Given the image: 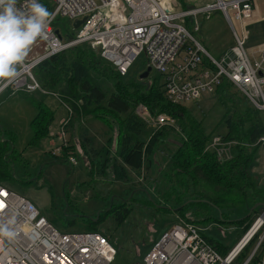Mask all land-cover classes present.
I'll return each instance as SVG.
<instances>
[{"label":"rangeland","instance_id":"1","mask_svg":"<svg viewBox=\"0 0 264 264\" xmlns=\"http://www.w3.org/2000/svg\"><path fill=\"white\" fill-rule=\"evenodd\" d=\"M184 1L183 6L176 0L179 9L199 8L207 2H213V0ZM41 2L49 11H53L54 5L50 0H41ZM253 15L254 19L248 24L250 28L256 27L257 16L264 18V0L256 1ZM221 21H225L223 16L213 12L209 18L205 16L198 18L199 32H194L191 25L195 38L202 44L212 45L214 48L219 44L218 37L225 36L224 42L228 46L224 52L221 55L210 52L218 60L229 56L234 45L233 36L228 32L230 31L228 24L226 31L227 28L225 29V24L223 25ZM261 22L264 23V20ZM54 26L64 35L74 32L73 21L69 18H57ZM211 27L216 28L215 36ZM249 31L251 35L252 30ZM40 47L42 44L38 43L35 52H42ZM247 47L248 43L246 49ZM260 47H264V43ZM260 50L259 47L246 50L251 62L261 59ZM95 54L86 53L85 56L89 62L92 59L95 63H99L97 60L99 56ZM92 66L94 68L90 69V73L97 79L107 97L112 94L119 95L131 104V115L135 113L145 125L144 138L148 139L159 131L164 133L155 153L143 162L141 170H130L124 166L119 157L120 133L126 115H116L106 107L97 109L89 106L84 109L81 100L75 101L71 98L64 99L67 104L64 107L67 111L61 106L58 97L52 95L45 96V103L54 112L49 123L48 135L40 142L32 143L34 132L31 122L37 114V109L31 104L28 94L4 93L0 97V141L9 142L10 147L15 151L10 155L13 156V159L10 158L13 180L7 181L11 190L28 198L61 232H84L91 227L92 230L108 236L117 249L113 264H140L163 231L175 223L183 222L197 226L211 240L220 243L230 252L244 234L242 226L238 224L239 220H231L226 224L215 222L199 224L195 222L191 211L187 210L195 199L193 194H186L185 188H178L169 195L174 197V201L166 200L165 195L170 193L168 190L175 173L173 161L176 162L177 158L179 160L185 158V154L178 151L194 130L203 129L207 135L214 134L205 146L204 153H213L217 159L222 153L224 158L227 157L225 160L230 159L236 142L226 141L223 138L224 132H220L219 129L230 112L250 113L249 101L233 87H230L223 96L217 93L207 94L198 102L184 104L183 106L189 111L168 109L164 101H161L166 113L160 115L169 120L165 124L158 125L159 115L153 113L149 107L151 97L150 99L143 97L152 94L154 95L152 99L155 100L153 93L157 75L151 72L146 80L138 77V72L147 69L143 57L136 61L137 72L129 80L119 79L120 77H117L113 69L105 63L100 62ZM163 83L162 78L161 84ZM161 91L163 93V88L160 89ZM140 93L144 94L140 95ZM159 102L158 100L157 103ZM73 103L79 108L78 118L76 114L75 117L71 114ZM179 113L183 119L180 123L175 116ZM84 133L87 134L88 141L81 137ZM217 138H221L220 147L219 142L215 140ZM220 148L224 149L220 150ZM54 150H56L55 163L53 162L55 158L51 155ZM68 157L76 159L74 166L67 164ZM263 166L264 158L261 154L252 169L253 175L259 180L258 187L264 185ZM124 209H128L130 214L122 224H117L113 215ZM263 213L264 207L258 215H255L253 223ZM254 245L255 242L248 248L249 252ZM259 255L264 259V244ZM235 264L240 262L237 261ZM253 264H259V258Z\"/></svg>","mask_w":264,"mask_h":264},{"label":"built area","instance_id":"2","mask_svg":"<svg viewBox=\"0 0 264 264\" xmlns=\"http://www.w3.org/2000/svg\"><path fill=\"white\" fill-rule=\"evenodd\" d=\"M50 1L55 18L48 29V39L34 44L20 69L21 75L0 91V97L4 93L42 91L35 69L52 56L88 45L121 76H126L143 57L146 67L163 78L164 95L172 105L198 102L204 95L216 93L227 80L253 107L264 111V51L260 50L261 59L254 62L246 53L247 27L255 17L257 0H213L190 10L179 9L176 0ZM24 2L19 0L18 6ZM213 12L223 16L234 39L231 54L221 60L195 38L185 23L187 18L192 19L194 31L199 32L198 18ZM60 17L71 19L73 24L86 21L79 29L73 28V37L65 38L54 28V21ZM38 43L42 44L40 53L35 52ZM168 120L159 115L158 125ZM215 140L220 147L221 138ZM221 154L218 160L227 159ZM51 155L55 157L56 150ZM67 164L74 166L76 159L68 157ZM0 205V223L14 218L17 233L11 243L5 240L0 244V264L114 263L117 249L103 233L61 232L28 198L2 183ZM253 228L227 255H222L197 226L175 223L155 240L140 264H235L254 242L253 249L240 264H253L257 258L259 264H264L259 255L264 244V222L247 239Z\"/></svg>","mask_w":264,"mask_h":264},{"label":"trees","instance_id":"3","mask_svg":"<svg viewBox=\"0 0 264 264\" xmlns=\"http://www.w3.org/2000/svg\"><path fill=\"white\" fill-rule=\"evenodd\" d=\"M178 1L183 6L185 5L184 0ZM186 10H190V8ZM185 23L193 34V20L187 18ZM191 25L193 26V31ZM74 35V32L63 34L65 38H70ZM83 51L92 54L96 53L99 56L88 45H81L52 56L35 69V77L44 92L38 91L42 93L36 92L35 94H38L36 96L25 93L31 104L37 109V114L31 122L34 132L32 143H38L48 135L49 123L53 118L54 112L45 103V96H57L63 107L67 105L64 99L71 98L75 101L79 99L84 109L89 106H94L97 109H105L106 107L108 111L116 115L127 116L120 133L121 148L119 157L122 159L124 166L130 170H141L143 162L155 153L156 148L162 142L164 133L159 131L148 139L144 138L145 125L135 113L131 115V104L119 95L112 94L107 97L97 79L90 73V69L94 68L92 65H98L101 62V64L105 63L112 68L117 77H120L119 79L129 80L137 72L135 64L126 76H121L120 74L118 75L111 65L103 61L100 56L97 58L99 63H95L92 59L89 62V59L85 56L86 53ZM143 72H138V77ZM161 79L162 77L160 76L155 78L156 84L154 85L157 88L153 86L155 100H153L154 95L152 96V94L143 96L149 99L151 97L150 110L156 115L166 113V109L162 107L161 103V101H164V105L168 109L175 108L189 111L186 106H175L166 100L164 91L163 93L162 91L160 92L164 85V83L163 85L161 84ZM230 87L232 85L227 80H224L216 93L223 96ZM137 92L139 93L140 90ZM158 100L160 101L159 104L157 103ZM72 108L73 112L71 114L74 117L76 114L78 118L80 116L78 106L73 103ZM250 108L251 112L248 114L230 112L224 118V122L219 129L220 132H224L223 138L226 141L236 142V145L232 148L229 160L220 161L213 153H204L205 146L211 141L214 134L207 135L203 129L199 131L196 129L189 134V138L183 142L182 147L178 151L179 153H184L185 158L181 160L177 158L176 162L173 161V171L175 173L171 178L172 183L169 186L170 190H168L170 193L165 195L166 200L174 201V197L169 195L178 188H185V193L193 194L195 198L191 202V206L187 207V210L191 211L194 216L195 222L199 224H203L202 222L226 224L231 220H239L238 224L244 230L242 237L251 228L255 215L260 213L261 204H264V185L258 187L259 180L252 173L257 157L259 158L261 154L264 155V111H260L251 105ZM175 116L177 117H175L177 122H182L183 119L180 113ZM81 137L84 138L83 140L88 141L86 133L82 134ZM83 140L82 143H84ZM11 153L13 155L15 151L10 147L9 142L0 141V183L7 186H9L7 181L13 180V177L11 178V159H13V156H10ZM257 205L261 206L256 208L248 217L251 209ZM129 214L130 211L124 209V211L115 212L113 216L117 224H122ZM91 231L97 230H92L89 227V230L84 232ZM208 239L219 253L222 255L229 253L220 243L210 238ZM112 244L114 245L113 242ZM248 254L249 249L239 257L238 262L242 263Z\"/></svg>","mask_w":264,"mask_h":264},{"label":"clouds","instance_id":"4","mask_svg":"<svg viewBox=\"0 0 264 264\" xmlns=\"http://www.w3.org/2000/svg\"><path fill=\"white\" fill-rule=\"evenodd\" d=\"M0 0V91L8 88L21 75L34 44L47 40L54 13L40 0ZM15 220L0 223V244L16 238Z\"/></svg>","mask_w":264,"mask_h":264},{"label":"crops","instance_id":"5","mask_svg":"<svg viewBox=\"0 0 264 264\" xmlns=\"http://www.w3.org/2000/svg\"><path fill=\"white\" fill-rule=\"evenodd\" d=\"M208 3H211V2H207L206 4H208ZM206 4H204V5H206ZM221 15V14H220ZM222 16V15H221ZM257 19H258V23L256 24V27H254V28H250V25H248V30H252V34L250 35L249 34V36H248V41H247V43H248V47H247V49L248 48H253V49H255V48H257V47H259L261 50H263L264 51V47H260V45L262 44V43H264V23H262L261 21H263L264 20V18L263 17H259V16H257ZM221 23H223V25H224V27H225V29L227 28V25L226 24H228L227 22H226V20L225 21H221ZM210 29H212V33H213V36H215V30H216V28L215 27H211ZM228 30V28L226 29V31ZM230 30V29H229ZM229 32V34H230V36H231V31H228ZM249 33H250V31H249ZM227 36H228V33H227ZM224 39H225V36L224 35H221L220 37H218V41H219V44H217V45H215V47L216 48H214V46H212V45H206L205 43V47H207V50L209 51V52H211V53H214L215 55H221L223 52H224V50H225V48H227V46H228V44H226L225 45V43L226 42H224ZM231 39H232V37H231ZM231 42V41H230ZM210 49H211V51H210ZM213 49V50H212ZM216 52H215V51ZM214 56V55H213ZM31 95H38V94H31ZM7 97V96H6ZM55 159L53 160V162L55 161L56 162V157H54ZM263 158H264V155H263ZM54 162V163H55ZM263 169H264V166H263Z\"/></svg>","mask_w":264,"mask_h":264},{"label":"water","instance_id":"6","mask_svg":"<svg viewBox=\"0 0 264 264\" xmlns=\"http://www.w3.org/2000/svg\"><path fill=\"white\" fill-rule=\"evenodd\" d=\"M85 21H86V19H83V20H81V21H76V22L73 24V28H74L75 30L79 29L80 26H81ZM150 73H151V68L148 67V68H147V69H146V70H145V71L139 76V78H140L141 80H146V79L149 78ZM261 205H262V207H264V204H261ZM261 205H257V206H255L253 209H251V211H250L248 217L253 213V211H254L256 208H258V207L261 206Z\"/></svg>","mask_w":264,"mask_h":264},{"label":"bare ground","instance_id":"7","mask_svg":"<svg viewBox=\"0 0 264 264\" xmlns=\"http://www.w3.org/2000/svg\"><path fill=\"white\" fill-rule=\"evenodd\" d=\"M211 16V14H208L207 16H205V18H209ZM247 30H248V28H247ZM248 36H249V30H248V34H247V38H248ZM258 221V222H257ZM256 222H254V228H253V230L250 232V234L248 235V237H247V239L252 235V233L256 230V229H258L259 227H260V225L262 224V222H264V215L263 216H261L260 217V219L259 220H257ZM256 223V224H255ZM253 226H251V227H253Z\"/></svg>","mask_w":264,"mask_h":264},{"label":"snow or ice","instance_id":"8","mask_svg":"<svg viewBox=\"0 0 264 264\" xmlns=\"http://www.w3.org/2000/svg\"><path fill=\"white\" fill-rule=\"evenodd\" d=\"M0 206H2V205H0Z\"/></svg>","mask_w":264,"mask_h":264}]
</instances>
